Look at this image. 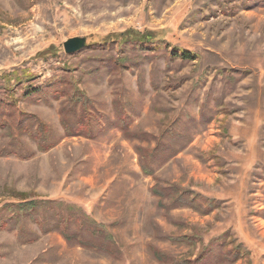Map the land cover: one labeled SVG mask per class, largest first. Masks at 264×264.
<instances>
[{
  "label": "rangeland",
  "instance_id": "374dc122",
  "mask_svg": "<svg viewBox=\"0 0 264 264\" xmlns=\"http://www.w3.org/2000/svg\"><path fill=\"white\" fill-rule=\"evenodd\" d=\"M175 184L217 206L160 207ZM29 201L62 206L3 228ZM70 206L120 258L64 239ZM239 245L264 264V0H0V264H232Z\"/></svg>",
  "mask_w": 264,
  "mask_h": 264
},
{
  "label": "trees",
  "instance_id": "16d2710c",
  "mask_svg": "<svg viewBox=\"0 0 264 264\" xmlns=\"http://www.w3.org/2000/svg\"><path fill=\"white\" fill-rule=\"evenodd\" d=\"M146 42H149V39H145ZM182 57L188 59L189 56L184 54ZM75 99L78 102L82 101V97H75ZM38 134L40 138L38 139V150L41 153H46L49 150H51L52 147H47L45 145H41L40 143H43L46 141V129L43 128L42 123H39L38 127ZM76 134L80 133L75 131ZM67 136H73L71 135L70 132H66ZM143 150V149H142ZM169 149H165L160 143L157 144V146L150 150L148 155L146 157L149 159L153 160H158L162 156V153L166 152ZM170 156H167L163 158V161L169 159ZM149 164V163H148ZM142 172L146 176H151L153 174V171L149 168L148 165L143 164L141 166ZM169 195L164 192V190H160L158 188L153 190V195L158 197L160 199V207H166L164 205V200L169 198L172 207L177 209V208H188V209H193L197 212H200L202 215L206 216L212 213L213 209L217 206L214 204L212 201H205L208 203L207 206H204L202 203H199L198 200L191 194L189 191H186L182 188H180L178 185H172L169 186L168 192ZM54 206H62V204H56V203H40L36 201H29V202H24L19 205H10L5 208H3L1 211L6 210L7 213H10L12 217L10 219H5L4 217H1L2 221V227L5 228L6 225L11 222L13 216H17L16 218L21 217H31L35 218L37 216V213L40 210H43V208H50L54 209ZM68 211L72 212L70 214L72 215H63L62 213L54 214L55 218L58 220V227L61 229V234L64 237V239L70 243H78L80 247L86 248V249H91L94 251L98 252H104L109 254L110 256L118 259L121 257V252L117 247L116 241L114 239V236L106 229V227L100 223H97L93 218L90 216L83 214V215H78V214H73L75 207L70 206L67 208ZM79 209V208H78ZM42 214V213H38ZM32 221L37 222V220L32 219ZM72 225H77V230L75 233H71L70 229ZM227 235H223L220 238H217L215 240H212V244H215V242L222 241L226 239ZM172 241H187L189 238L183 237V238H170ZM30 242V241H28ZM211 243L208 247L211 246ZM225 246V245H223ZM229 246V245H227ZM227 246L225 248L227 249ZM242 245L237 246L234 248L232 251H229L227 257L228 260L232 264L238 262L241 257V247ZM151 253L155 260L160 263V264H198L200 259L203 258V251L198 255V257L193 261L191 260H183V261H178L176 259L173 260V257L169 256L168 254H165L158 249L152 247L151 248Z\"/></svg>",
  "mask_w": 264,
  "mask_h": 264
},
{
  "label": "water",
  "instance_id": "95a60500",
  "mask_svg": "<svg viewBox=\"0 0 264 264\" xmlns=\"http://www.w3.org/2000/svg\"><path fill=\"white\" fill-rule=\"evenodd\" d=\"M86 46V38H72L64 43V50L67 55H73L81 52Z\"/></svg>",
  "mask_w": 264,
  "mask_h": 264
}]
</instances>
